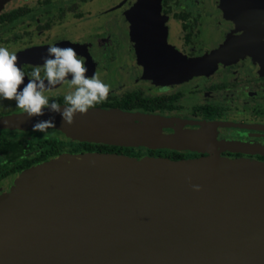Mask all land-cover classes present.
<instances>
[{"label": "flooded vegetation", "instance_id": "af4514ba", "mask_svg": "<svg viewBox=\"0 0 264 264\" xmlns=\"http://www.w3.org/2000/svg\"><path fill=\"white\" fill-rule=\"evenodd\" d=\"M50 45L74 47L88 75L110 86L88 113L169 121H62L41 133L32 131L37 120L60 115L28 118L0 99V195L21 172L79 154L180 161L216 153L264 165V0H0V46L18 56L25 83ZM73 90L64 83L45 95L63 107ZM109 125L120 136L170 141L98 140Z\"/></svg>", "mask_w": 264, "mask_h": 264}, {"label": "water", "instance_id": "95a60500", "mask_svg": "<svg viewBox=\"0 0 264 264\" xmlns=\"http://www.w3.org/2000/svg\"><path fill=\"white\" fill-rule=\"evenodd\" d=\"M133 119L169 121L108 111L74 122ZM0 264H264V166L216 153L47 162L1 196Z\"/></svg>", "mask_w": 264, "mask_h": 264}, {"label": "clouds", "instance_id": "9594fccd", "mask_svg": "<svg viewBox=\"0 0 264 264\" xmlns=\"http://www.w3.org/2000/svg\"><path fill=\"white\" fill-rule=\"evenodd\" d=\"M42 61V66L33 68L25 83V72L18 64V56L0 46V99L14 101L28 118L44 116L47 110L59 114L68 125L74 123L77 114L85 115L89 109L107 100L110 86L99 78L98 73L88 75V67L74 47L50 45ZM64 83L74 90L64 96L62 107L45 93ZM54 127L55 116H50L46 120H37L32 131L47 133ZM193 187L199 190V185Z\"/></svg>", "mask_w": 264, "mask_h": 264}, {"label": "rangeland", "instance_id": "374dc122", "mask_svg": "<svg viewBox=\"0 0 264 264\" xmlns=\"http://www.w3.org/2000/svg\"><path fill=\"white\" fill-rule=\"evenodd\" d=\"M108 135H101L102 137H100V138H98V140H100V141H108V140H111V139H113V136L114 135H118V136H115V139L116 140H119V141H123V142H131V141H135L134 139H132L134 136L132 135V134H125V135H123V136H120V133L119 132H115V131H113L111 128H110V125L108 126ZM103 134V133H102ZM109 138H111V139H109ZM64 141L66 142V143H69V141L68 140H66V139H64ZM68 141V142H67ZM137 141H139V140H137ZM169 142L170 140L169 139H167V138H165L164 137V135L163 136H161V135H150V136H147V137H144L143 138V140H141V143H150V144H153V145H156L157 143H161V142ZM138 143H140V141L138 142ZM159 145H161V144H159ZM141 154V156H139V157H130L131 159H139V158H142V157H150V156H148V155H144L143 154V152H140L139 153V155ZM207 157H209V156H207ZM202 158H205V157H201V158H196V159H188V160H185V161H188V162H192V161H196V160H199V159H202ZM225 159H228V158H225ZM252 161V160H251ZM255 162V161H254ZM259 165L260 166H264L263 164H260L259 163ZM18 178V177H17ZM16 178V179H17ZM13 187V186H12ZM12 187H11V189H12ZM10 189V190H11ZM10 190L8 191V192H6V193H4V194H2V195H6V194H8L9 192H10ZM12 193V192H11ZM2 195H0V199H1V196Z\"/></svg>", "mask_w": 264, "mask_h": 264}]
</instances>
